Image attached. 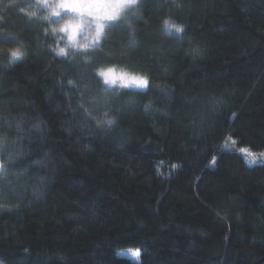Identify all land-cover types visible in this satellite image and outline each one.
I'll return each mask as SVG.
<instances>
[{"label": "trees", "instance_id": "trees-1", "mask_svg": "<svg viewBox=\"0 0 264 264\" xmlns=\"http://www.w3.org/2000/svg\"><path fill=\"white\" fill-rule=\"evenodd\" d=\"M11 2L0 264H264V163L233 147L264 150V0H138L66 55L62 18Z\"/></svg>", "mask_w": 264, "mask_h": 264}, {"label": "clouds", "instance_id": "clouds-1", "mask_svg": "<svg viewBox=\"0 0 264 264\" xmlns=\"http://www.w3.org/2000/svg\"><path fill=\"white\" fill-rule=\"evenodd\" d=\"M16 6V0L12 2L7 7ZM66 7H73L68 4L66 0H40L39 3L29 6V7H20L19 11L26 13L28 16H36L37 12L44 8L46 14L43 16L45 20H51L53 17H60L61 22L59 24H53L49 29V33L65 42V47L59 48L66 50V47L69 45L71 47L77 48H87L89 44L96 40L97 36V27L93 33L92 26L90 21L87 19L88 14L86 12H77V11H65ZM71 13V15H69ZM3 19V17H0ZM64 33L65 35H60ZM80 37L78 40L77 37Z\"/></svg>", "mask_w": 264, "mask_h": 264}, {"label": "snow or ice", "instance_id": "snow-or-ice-1", "mask_svg": "<svg viewBox=\"0 0 264 264\" xmlns=\"http://www.w3.org/2000/svg\"><path fill=\"white\" fill-rule=\"evenodd\" d=\"M66 2L73 7H66L65 11H77L86 12L88 16H94L96 27H97V36L96 40H99L101 34L104 30L103 21H113L117 20L119 17V13L127 6L134 5L137 3V0H66ZM107 8L108 11L105 12L104 9ZM169 27H176L174 25H169ZM184 29L182 27H176L177 32H182ZM61 55H66V51L61 49L59 51ZM23 55L19 50L13 51L12 56L19 57ZM112 69H109L107 73L101 72L100 75L106 77V82L109 80L112 83L116 82V79H120L124 81L125 85L134 84L142 88L148 87V80L139 76H128L127 74L121 75L119 77L111 76ZM71 83V81H69ZM114 121H109V123H113ZM99 123V122H98ZM3 147V140L0 139V148ZM247 151V150H243ZM261 155H264L262 153ZM7 168L3 160H0V173H4V177L6 179Z\"/></svg>", "mask_w": 264, "mask_h": 264}, {"label": "rangeland", "instance_id": "rangeland-1", "mask_svg": "<svg viewBox=\"0 0 264 264\" xmlns=\"http://www.w3.org/2000/svg\"><path fill=\"white\" fill-rule=\"evenodd\" d=\"M137 3H138V0H137ZM136 4L125 7L119 13V15H121L122 13H124L125 11H127L129 8H131L133 6H136ZM104 11L107 12L108 9L105 8ZM69 15H71V13H69ZM56 18H59V17H56ZM87 19L90 21L91 26H92V30H93V33H94L95 32V29H96L95 18H94V16H88ZM113 21H115V20H113ZM113 21H108V20L103 21L104 27H106L107 24H109L110 22H113ZM77 39L79 40L80 37L78 36ZM107 72H105V73H107ZM124 74H127L128 76H133V75L134 76H139V77L146 78L148 80V77H146V76H140V75H136L134 73H126V72H123V71H120L119 72V71H116V70H112L111 76L119 77V76L124 75ZM105 79H106V77H105ZM108 83H112V82L109 80ZM112 84H119V85L122 84V85H125L124 81H122V80H120L118 78L116 79V82L115 83H112ZM148 85H149V83H148ZM125 86H129V87L133 86V87L142 89V87H139V86L134 85V84H129V85H125ZM233 147H235L243 156H245L247 162L250 165H254L256 163H264V155H261L262 153H264V150H262V151H256L255 150L254 151L249 146L238 147V146L234 145ZM243 150H247V151H243ZM140 253H141L140 250L138 251V250H134V249H127V250H123L121 252L122 255H124L126 257H130V258H132L134 260H137V261H139V259H140L139 258Z\"/></svg>", "mask_w": 264, "mask_h": 264}]
</instances>
